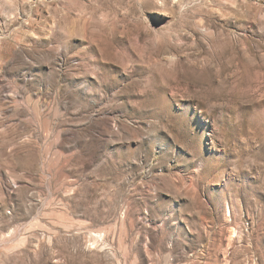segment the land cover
Masks as SVG:
<instances>
[{"label":"rangeland","instance_id":"rangeland-1","mask_svg":"<svg viewBox=\"0 0 264 264\" xmlns=\"http://www.w3.org/2000/svg\"><path fill=\"white\" fill-rule=\"evenodd\" d=\"M0 264H264V0H0Z\"/></svg>","mask_w":264,"mask_h":264}]
</instances>
